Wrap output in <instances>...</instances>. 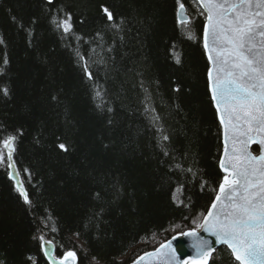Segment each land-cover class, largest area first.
<instances>
[{"label": "trees", "instance_id": "1", "mask_svg": "<svg viewBox=\"0 0 264 264\" xmlns=\"http://www.w3.org/2000/svg\"><path fill=\"white\" fill-rule=\"evenodd\" d=\"M176 7L175 0L0 1V88L9 90L0 93V141L16 136L13 164L31 201L24 204L0 166V264H33L29 257L48 264L33 239L38 230L58 258L72 250L77 264H129L195 229L223 177L221 129L207 92L203 17L189 10V40ZM68 16L65 35L52 18ZM152 116L169 136L168 156ZM209 264L237 263L221 247Z\"/></svg>", "mask_w": 264, "mask_h": 264}, {"label": "snow or ice", "instance_id": "2", "mask_svg": "<svg viewBox=\"0 0 264 264\" xmlns=\"http://www.w3.org/2000/svg\"><path fill=\"white\" fill-rule=\"evenodd\" d=\"M47 2L52 4L53 0ZM175 3L177 25L183 26L188 33L186 38L192 40L193 22L186 14L185 4L182 0H175ZM193 3L197 5L199 15L205 18L202 43L208 62L207 92L223 128L224 153L219 159V167L224 175L206 212L193 219L195 229L178 233L190 238L191 247L195 250V256L182 264H209L215 249L211 241L199 236L200 231L214 237L215 243L225 245L238 264H264V0H193ZM102 10L107 20L113 22L112 26L119 27L114 23L113 13L106 6H102ZM52 23L65 35L72 32L70 16L62 20L53 17ZM76 56L85 61L84 73L92 80L93 74L86 58L79 51ZM175 90L179 91V88ZM0 93L8 96L9 90L0 88ZM96 97H101L99 91ZM52 99L57 98L53 96ZM144 110L154 111L150 105H146ZM151 119L153 126L161 132L158 146L163 155L168 156L162 142L168 141L169 136L163 134L157 125L159 116ZM15 141L14 135L0 141L3 149L7 150L6 157L0 151V164H6L9 169L14 168ZM254 144L259 146V155H253L249 150ZM56 147L63 152L68 151L64 143ZM187 171L192 172V169ZM14 175L19 173L10 172L9 178ZM16 191L24 204H31L19 181L16 182ZM180 191L178 188L172 193L177 206L182 203L177 195ZM38 231L41 234L33 239L39 241L40 250L48 257L49 264H67L68 260L75 264L74 251L67 250L62 258L57 259L52 254L53 241L46 239L42 230ZM51 231L56 232V227L53 226ZM176 238L172 237L173 240ZM29 259L36 264L32 257ZM140 261L145 264H181L171 240L152 252L144 253L135 264H140Z\"/></svg>", "mask_w": 264, "mask_h": 264}, {"label": "water", "instance_id": "3", "mask_svg": "<svg viewBox=\"0 0 264 264\" xmlns=\"http://www.w3.org/2000/svg\"><path fill=\"white\" fill-rule=\"evenodd\" d=\"M0 1H1V0H0ZM203 17H204V16H203ZM204 22H205V18H204ZM204 22H203V24H204ZM202 33H203V30H202ZM202 45H203V43H202ZM205 57H206V55H205ZM206 60H207V57H206ZM207 63H208V62H207ZM213 108H214V107H213ZM214 110H215V109H214ZM217 120H218V122H219L218 117H217ZM219 125H220V123H219ZM220 129H221V145H222L221 154H220V158H221V157L223 156V153H224L223 128H222L221 125H220ZM253 148L256 149V152L253 151ZM249 150L253 152V155H259V146H258V145H255V144H254V145H251ZM220 158H219V159H220ZM218 167H219V161H218ZM219 169H220V167H219ZM220 171H221V170H220ZM221 173L224 175V173H223L222 171H221ZM12 180L14 181L15 186H16V182L19 181L18 176H15V175H14V176L12 177ZM19 182H20V181H19ZM175 236L177 237L175 240L172 239V237H173V236H172L171 238H169V239L166 240L165 242H167V241H169V240L172 241V245H173V247L176 249V254H177V256L180 258V261H181V264H182V262H183L184 260H188V259L193 258V257L195 256V250L191 247L192 240H191L190 238H186V237H183V236H180V235H175ZM199 236H200L201 238L205 239V240L211 241V242H212V247H213L215 250L218 249V248L223 247V248H225V249L229 252V254H230V250H228L227 247H226L225 245H221V244H217V243H215V238H214V237L208 235L207 233H204L203 231H200V232H199ZM165 242H163V243H165ZM159 246H160V245H159ZM159 246H158V247H159ZM158 247H156L155 249H157ZM155 249H153V250H151V251H148V252H152V251H154ZM42 253H43V255H44L46 261H47L48 264H49V259H48V257L45 256V254H44L43 251H42ZM145 253H146V252H145ZM213 253H214V252H213ZM52 254L55 255V254H54V247L52 248ZM143 255H144V253L141 254L140 256L136 257V258H135L132 262H130L129 264H135V262L139 261V258H140L141 256H143ZM230 256H231V254H230ZM62 257H63V256H62ZM62 257H60V258H62ZM60 258L57 257V259H60ZM231 258H232V257H231ZM232 259H233V261H235L234 258H232ZM235 262H236V261H235ZM236 263L238 264V262H236ZM67 264H73V262H72L71 260H68V261H67ZM75 264H77V258H76ZM140 264H145V262H144V261H140Z\"/></svg>", "mask_w": 264, "mask_h": 264}, {"label": "rangeland", "instance_id": "4", "mask_svg": "<svg viewBox=\"0 0 264 264\" xmlns=\"http://www.w3.org/2000/svg\"><path fill=\"white\" fill-rule=\"evenodd\" d=\"M188 5H189V6H188L189 9H186V10H187L186 14H187L188 16L191 14L190 11H191L192 13H196L197 15H199L198 10H197V5L194 4L192 0L189 1V4H188ZM189 10H190V11H189ZM199 16L203 17L202 15H199ZM0 149L3 151V154H4V156L6 157V156H7V150H6V149H3V146H2V145L0 146ZM254 152H255V151H254ZM13 165H14V164H13ZM0 166H2V167H7L6 164H0ZM8 170H9V173H10V172H15V173H16L15 168H13V169H9V168H8ZM61 257H62V256H61Z\"/></svg>", "mask_w": 264, "mask_h": 264}, {"label": "bare ground", "instance_id": "5", "mask_svg": "<svg viewBox=\"0 0 264 264\" xmlns=\"http://www.w3.org/2000/svg\"><path fill=\"white\" fill-rule=\"evenodd\" d=\"M193 1V0H192ZM203 22H204V17H203ZM214 109V108H213ZM215 111V110H214ZM253 151H254V148H253ZM256 152V151H255Z\"/></svg>", "mask_w": 264, "mask_h": 264}]
</instances>
